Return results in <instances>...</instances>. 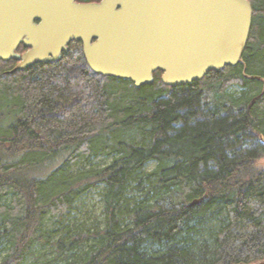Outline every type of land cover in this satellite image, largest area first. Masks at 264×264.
<instances>
[{"label":"trees","instance_id":"16d2710c","mask_svg":"<svg viewBox=\"0 0 264 264\" xmlns=\"http://www.w3.org/2000/svg\"><path fill=\"white\" fill-rule=\"evenodd\" d=\"M249 1L241 62L190 86L164 85L162 71L140 88L96 75L77 44L25 71L0 61V264L264 260V0ZM97 157L110 162L66 168ZM99 187L101 225L45 228Z\"/></svg>","mask_w":264,"mask_h":264},{"label":"water","instance_id":"95a60500","mask_svg":"<svg viewBox=\"0 0 264 264\" xmlns=\"http://www.w3.org/2000/svg\"><path fill=\"white\" fill-rule=\"evenodd\" d=\"M253 19L249 0H0V61L25 71L76 41L96 75L140 88L162 71L164 85L190 86L241 62Z\"/></svg>","mask_w":264,"mask_h":264},{"label":"rangeland","instance_id":"374dc122","mask_svg":"<svg viewBox=\"0 0 264 264\" xmlns=\"http://www.w3.org/2000/svg\"><path fill=\"white\" fill-rule=\"evenodd\" d=\"M236 88V87H235ZM264 145V141H263ZM110 159L105 157H97L90 159H81L80 164L67 166L69 173H75L77 171L86 170L91 167H101L108 164ZM256 165L260 169H264V155L261 156L257 161ZM156 166L155 162L150 163L147 166V170H152ZM102 187L92 189L85 194H83L76 201L74 208L70 211L68 215L61 220L58 216L51 217L47 216L44 221V226L47 229H57L59 235L68 233L71 231H83L95 227L98 224H102L104 220L103 210L104 204L102 202ZM54 248L50 247L43 249L41 253L36 254L39 257V262H44L46 259H51L55 255ZM34 256L30 257L33 261Z\"/></svg>","mask_w":264,"mask_h":264},{"label":"flooded vegetation","instance_id":"af4514ba","mask_svg":"<svg viewBox=\"0 0 264 264\" xmlns=\"http://www.w3.org/2000/svg\"><path fill=\"white\" fill-rule=\"evenodd\" d=\"M101 1H102V0H76V2L81 3V4H86V3H100ZM74 44H77L78 46H80L81 51H82V54H83V56H84L82 43H80V42H76V41H73V42H71V43L68 45L69 50H68V52H66V53H69V52L71 51V47H72ZM64 54H65V53H64ZM64 54H63V57H64ZM63 57H62V58H63ZM84 59H85V57H84ZM61 60H62V59H61ZM50 64H51V63H50Z\"/></svg>","mask_w":264,"mask_h":264}]
</instances>
